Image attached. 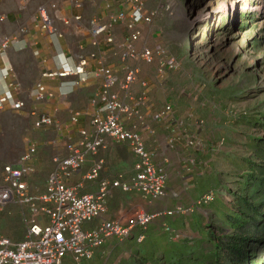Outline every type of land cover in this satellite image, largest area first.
<instances>
[{
  "label": "built area",
  "instance_id": "obj_1",
  "mask_svg": "<svg viewBox=\"0 0 264 264\" xmlns=\"http://www.w3.org/2000/svg\"><path fill=\"white\" fill-rule=\"evenodd\" d=\"M30 0H19L20 8H24ZM71 6H79L78 0H67ZM119 3L126 10L110 15L107 19L98 17L88 21L93 46H97L101 37L105 41L111 40V32L116 22L123 21L126 36L121 43V70L106 63L103 53L90 52L87 56L97 61L96 71L99 76L97 92L90 99L91 116L85 125L79 127L77 135L67 138L62 149L54 151L51 156V169L47 172L42 192H31L28 189L27 178L33 173L31 164L35 148L26 147L20 156L1 166L0 180V211L16 205L26 212L22 238L15 240L0 232V264H62L70 260L73 264H86L93 258L94 252L103 247L108 239L118 240L134 237L136 241L144 239L146 226L155 218L182 214L183 206L177 204L172 209L148 212L141 209L134 210L122 220L101 219L93 227L86 224L100 219L106 210V201L111 189L117 188L122 192L139 193L143 199L153 201L165 196V182L168 177V168L157 165L153 161V153L145 146L144 132H153L140 106L146 98L147 82L139 80V70L126 60H137L145 63H156L155 70L159 78H164L170 71L176 70V58L163 46H139L142 24L151 23L155 11H148L143 0H120ZM36 26L47 33H58L54 27L55 21H61L70 26L79 19L61 16L55 0L39 2L34 9ZM6 17L0 15V22ZM25 27H18L15 33L24 32ZM13 35L0 33V50L4 49ZM85 57L80 54L73 66L60 61L56 70L42 71L41 76L53 79H63L70 76L77 78L71 82L77 86L84 78L81 76ZM2 75H8L1 69ZM138 82L140 93L136 96L131 91L134 82ZM13 85V84H11ZM53 97L52 91L43 83L37 82L33 91V98L40 102ZM8 103L9 111L19 110L23 101L16 99L9 90L0 94V110ZM172 108L169 103L154 110L150 118L155 121L171 118ZM80 115L73 113L70 120L78 122ZM52 116L41 114L33 122V126L52 125ZM180 125V121L177 122ZM109 142H126L135 156L133 173L130 176L119 175L99 183L96 192L78 193L82 181L92 180L98 176L103 161L96 160L83 173L82 181L70 185L67 180L83 165L90 154L103 149ZM187 144L193 148L199 145V140L190 138ZM189 159V162H193ZM188 169V167H186ZM213 191L208 190L200 196L194 204H205L212 200ZM188 209V208H186ZM163 229L171 237L179 236L169 224L163 222Z\"/></svg>",
  "mask_w": 264,
  "mask_h": 264
},
{
  "label": "crops",
  "instance_id": "obj_2",
  "mask_svg": "<svg viewBox=\"0 0 264 264\" xmlns=\"http://www.w3.org/2000/svg\"><path fill=\"white\" fill-rule=\"evenodd\" d=\"M55 1L61 16L79 17L70 26L64 25L59 20L57 22L58 33H47L36 26L34 9L37 5L34 0H30L24 8H20L19 0H0V15L6 17L4 22H0V33L13 35L8 45L0 50V94L9 90L14 93L16 99L23 101V106L19 110L9 111L8 103L5 104L4 109L0 110V132L21 133L23 131L25 139L18 147L14 148L12 144L7 150L1 152L0 160H4L2 165L16 160L26 147L34 146L35 151L31 159L33 173L27 178L28 189L31 192H42L46 174L51 169L52 153L62 149V144L67 138L75 137L77 129L85 125L91 116L90 99L97 92L99 76L96 71L97 61L87 55L90 52L103 53L105 62L114 66L120 76L123 73L121 70L123 61L120 58L121 43L126 36L123 21L113 25L111 40L105 41L101 37L97 46L91 44L92 36L87 29L88 21L91 18L98 17L105 20L120 10H126L119 3L120 0H78L80 4L77 7L69 5L67 0ZM152 3V0H145V7H150ZM20 24L25 25L26 29L17 35L15 31ZM150 25L151 23L142 24L146 33L143 34V37L146 36L145 42L148 45L155 44L152 43L155 42V38H151L147 34L153 29V27L150 29ZM80 54L85 57L84 72L81 74L84 79L77 86L71 85V82L77 78L76 76L63 79H49L41 76L42 71L59 69L61 60L69 66H73ZM125 63L137 66L140 70L138 79H145L147 82L145 89L147 95L140 110L144 112L153 132H144L143 140L145 146L153 153V161L157 165L168 168L169 174L164 188L166 194L162 198L148 201L143 199L139 193L122 192L113 188L107 198L106 210L103 215L100 219H95L86 225L93 227L101 219L120 218L125 220L130 214L123 215L121 212L125 205L130 203H136L138 209L143 211H164L167 209L166 207L182 202L171 195L178 183L188 182L194 185L190 186L186 197L196 199L207 190L223 189L224 185L222 184L230 183L231 179H235L233 185L237 192L234 196L241 197L244 193L242 190L249 182L247 176L251 172L247 168L249 164L243 159L244 157L229 150L227 145L214 147L212 140L208 142V137L203 134L200 137L202 141L206 140L205 149L194 150L195 148L189 146L187 141L190 138H198L196 134L200 135L198 130L202 129V123L196 121L197 119H194L191 112L184 113L183 116L177 115L173 104L171 118L152 120L151 113L162 106L161 102H168L166 93L158 89V84L163 79L158 76L153 77L148 70L151 66L143 61L128 59ZM1 69L6 70L8 75L4 77ZM155 78L157 84L153 81ZM40 81L52 91L53 97L37 102L33 98V91L35 84ZM131 91L136 96L140 93L137 81L132 84ZM73 113L80 115V119L76 123L70 120V115ZM41 114L52 116L54 123L41 126V128L34 127V120ZM176 119L180 120V125L177 124ZM237 144L240 146L239 142ZM192 157L196 160L189 162L188 160ZM98 159L103 161L98 176L92 180L84 179L82 181L83 173ZM134 161L135 156L126 142H109L95 154L88 155L80 169L73 173L67 182L74 185L82 181V185L77 191L80 194L96 192L99 183L104 179L112 180L119 175L130 176L133 173ZM235 169L239 173L244 172L240 175L242 177L244 174V178L236 180ZM187 170L190 171V174L186 175L185 181H181L180 175L188 173ZM138 198L140 199L139 202L137 201L138 203L133 201ZM158 219L166 222V217Z\"/></svg>",
  "mask_w": 264,
  "mask_h": 264
},
{
  "label": "rangeland",
  "instance_id": "obj_3",
  "mask_svg": "<svg viewBox=\"0 0 264 264\" xmlns=\"http://www.w3.org/2000/svg\"><path fill=\"white\" fill-rule=\"evenodd\" d=\"M34 1L38 5L43 0ZM152 1V5L145 8L155 11L150 25L153 29L147 33L155 38L152 42L155 44H146L142 26L138 45L163 46L177 61L176 70L170 71L158 84V89L168 97V102L160 105L169 103L179 116L191 112L194 119L202 123V129L198 128L200 135L196 134L199 145L194 150L205 149L206 140H201L203 134L208 142L212 140L214 147L227 145L249 165L263 170V159L248 142L253 139L264 144V0ZM53 25L58 31L57 21ZM146 64L151 66L148 68L151 75L157 76L156 63ZM156 80L153 81L157 84ZM250 118L260 123L242 122ZM24 140L23 131L0 132V154L12 144L18 147ZM3 162L0 160V169ZM235 171L236 180L244 178V174L240 177L244 172ZM189 174L190 171L179 178L185 181ZM234 180L222 184L224 188L217 190L219 197L207 204H194L199 197H186L190 186L194 185L178 183L171 195L182 201L179 205L185 212L166 216L165 220L179 233L178 237L167 234L158 217L146 226L142 241L110 239L86 264H201L207 261V256L212 255L213 243L234 230L224 223L227 217L224 214L243 210L247 213L243 220L253 214L251 207L234 199L237 192ZM138 208L136 203H130L121 213L129 215ZM259 210L264 207L260 206ZM25 214V210L16 205L0 211V232L12 239H21ZM197 255L201 262L193 263L191 258ZM205 256L207 260L203 259ZM62 264L73 263L67 259Z\"/></svg>",
  "mask_w": 264,
  "mask_h": 264
},
{
  "label": "trees",
  "instance_id": "obj_4",
  "mask_svg": "<svg viewBox=\"0 0 264 264\" xmlns=\"http://www.w3.org/2000/svg\"><path fill=\"white\" fill-rule=\"evenodd\" d=\"M246 121L253 124L260 123L258 120L251 118L246 119L244 122ZM248 143L249 147L264 161V144L262 145L253 139ZM249 167L247 168L251 172L247 176L249 182L246 188L242 190L244 193L241 197L236 196L234 199L237 203L240 202L242 205L251 207L250 211L253 214L244 220L242 217L247 216V213L243 210H232L230 213L224 214V217L227 216L224 223L228 228L234 230L228 231L227 234L221 237L220 241L217 240L213 243L212 255L207 256L208 260L205 256L203 259L207 261L201 264H264V210H259L260 206L264 207V169H258L257 166L250 165ZM217 197H219V193L214 191L212 201ZM210 202L211 200L207 201V203ZM245 208L243 207V209ZM165 223L168 224V222ZM130 239L135 240L134 237L129 236L122 241ZM193 257L191 258L194 260L193 263L200 259L198 255ZM200 262L201 260H199Z\"/></svg>",
  "mask_w": 264,
  "mask_h": 264
},
{
  "label": "water",
  "instance_id": "obj_5",
  "mask_svg": "<svg viewBox=\"0 0 264 264\" xmlns=\"http://www.w3.org/2000/svg\"><path fill=\"white\" fill-rule=\"evenodd\" d=\"M1 198V197H0Z\"/></svg>",
  "mask_w": 264,
  "mask_h": 264
}]
</instances>
